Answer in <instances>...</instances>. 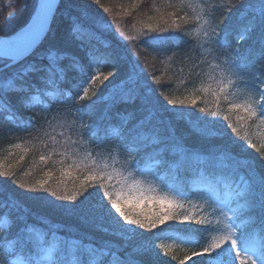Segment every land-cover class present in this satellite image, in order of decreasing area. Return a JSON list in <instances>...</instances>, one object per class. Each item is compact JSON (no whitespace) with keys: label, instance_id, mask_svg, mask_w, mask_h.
<instances>
[{"label":"trees","instance_id":"obj_1","mask_svg":"<svg viewBox=\"0 0 264 264\" xmlns=\"http://www.w3.org/2000/svg\"><path fill=\"white\" fill-rule=\"evenodd\" d=\"M204 1L206 15L210 17L213 25L232 29L229 40L233 49H238L241 54L250 53V58L256 60L260 52L262 32L259 19L256 20L255 31L249 34L247 39H242L240 42L236 39L243 26L251 19L253 8L244 7L241 12L245 19L238 20L241 13L227 8L230 0ZM231 2L239 4V0H231ZM37 3L38 0H0V35L10 36L23 28L32 18ZM247 3L256 5L258 9L259 0H247ZM82 10H86L91 20L96 22L93 31L97 34V40L93 41V44L100 53H110L116 61L99 68L104 74L110 71L117 74L115 77H110L109 81L101 83V77L92 83L84 99H80L79 96L82 91L81 82L86 80L88 74L93 73L98 66L89 63V48L81 47L69 35L70 13H79ZM9 12L15 15L10 23H6ZM255 15L258 17V10ZM149 17L152 19L150 20ZM196 23L186 0H99V3L96 0H72L71 4L68 0L61 1L50 31L41 45L24 59L22 64L8 68L3 77H0V87L8 82V78H13L16 88L21 87L26 81L39 86L38 90L5 94V104L10 100L11 109L7 106L0 108V171L7 169L10 172L9 177L0 176V223L7 224V227L2 229L5 235L0 237V246L20 235H24L30 241L33 250L36 249V245L62 244V256L53 260H62L64 264H92L94 259L100 260V264H119L116 258H123L125 253L131 251L130 243L129 247H122L125 241L119 234L108 229L107 231L98 229L83 212H68L61 207L70 202L60 201L52 197L50 192L32 193L28 189L41 182H45V187H55L61 176V171L58 169L50 175L49 170L53 168V163L48 158L42 162L40 159L42 155H49L50 152L57 150V147L72 149L74 145L82 142V136L94 150H102L112 145L120 132L121 137L146 115L140 110L139 99L115 105L100 99L108 93L111 87L110 81H118L134 69L136 72L143 69V74L139 77L140 82L144 87L152 89L153 102L164 118L161 127L165 129V134L170 125L171 129H174L176 140L198 157V159L182 161L171 149L165 152L163 157H157L156 159H163L164 163L159 164L164 166L168 173L165 178L166 186L177 183L175 168L179 162V177L183 183L187 187L199 188L193 185L192 179L196 178L200 171L207 169V149L214 144H227L235 161L239 162V170L231 177L230 182H234L233 186H235L243 178L252 183L256 197L255 206L247 193L243 197V202L248 203L249 209L239 216V222L242 225L252 222L254 226L247 231L249 239L254 244L260 242L264 230V210L259 204L261 190L259 180L264 176V139L256 132L253 121L241 122L229 114L228 103L223 97L212 98L205 102L203 98L196 96L203 87L208 66L232 52V49L222 52L214 43L209 44L208 49H204L194 34ZM148 24L159 28L166 27L167 31L149 33L145 27ZM121 32L124 33L123 36L120 35ZM152 35H175L180 39L177 43L170 42L163 48L153 51L151 46H141L146 37ZM129 36H135L136 39L129 40L127 39ZM105 43L110 47H105ZM49 54L57 58L54 65L65 71L62 75L53 77L52 82H42L43 74L32 73L30 67L48 63L46 57ZM73 56L79 58L83 72L70 59ZM22 67L29 68V74L25 80L15 79ZM256 67L259 68L260 64ZM47 87L55 89L54 100L46 94ZM36 97L39 98L38 106L49 110L60 109L69 101H74L78 107V114L86 120L85 124L80 128L79 125L75 126L71 122V125L60 127L55 125L54 119L50 120L49 124L43 123L37 118L35 110L27 104ZM21 99L24 101V106L19 103ZM169 99L176 100L177 105H169L167 103ZM182 99L186 101L183 105L179 104ZM191 99L196 100L195 105L187 102ZM172 108L183 109L188 115L181 118L169 111ZM201 108L206 111L200 112ZM213 112L216 115H211ZM10 115H15L16 119H7ZM126 116L129 119L124 123ZM225 116L229 119L225 120ZM198 117L216 121L214 128L223 135L209 137L198 134L194 131L196 127L194 121ZM28 118L32 119L34 126L25 129L20 125L22 122L26 123ZM155 122L156 120L153 119V123ZM230 123L236 125V131L228 127ZM88 126L96 131V140L103 141V145L94 142L93 137L87 134ZM235 161H229V164L232 165ZM153 163H156V160L146 159L142 167L147 168ZM185 169L188 174H185ZM205 174L208 172L206 171ZM20 184H24L25 187L20 188ZM68 187L70 191L71 182ZM89 191L95 189L90 188ZM80 199L83 197H78V201ZM168 223L174 222H166L154 231L159 233L160 227L166 228ZM174 224L181 228L186 226ZM166 235L168 234L161 233L162 237ZM205 235L208 239L209 234ZM194 238L198 236L194 234ZM158 241L156 240L155 243ZM85 245L95 248L107 247L110 254L103 258L97 254L90 255L83 250ZM185 245L192 248L202 246L191 243ZM111 253H115L116 258ZM0 255L4 257L3 252H0ZM182 255L183 253H180L178 257L173 258L172 263L175 264ZM146 256L155 261L149 253ZM12 259L16 258L12 257ZM53 260H51L52 264ZM48 262L49 260L42 261L44 264ZM155 264L164 263L155 261Z\"/></svg>","mask_w":264,"mask_h":264},{"label":"snow or ice","instance_id":"obj_2","mask_svg":"<svg viewBox=\"0 0 264 264\" xmlns=\"http://www.w3.org/2000/svg\"><path fill=\"white\" fill-rule=\"evenodd\" d=\"M96 2L99 3V0H96ZM68 3L71 4L72 0H68ZM244 7L253 8V14L236 39L238 42L242 39H247L248 35L255 31L256 20L259 19L262 32L260 52L257 59L252 60L250 53L241 54L238 49H233L229 40L232 34L230 27H214V36L210 37V41L222 52L232 49L231 55L234 60L230 68L234 75L244 77L245 73L251 70L248 79L244 80L243 83L258 98H253L243 105L233 103L229 111L235 108H242L247 117L238 116L237 120L243 121L257 117L259 109L260 123L264 124V78H262L264 77V63H261V61H264V0H259L258 9L256 5L248 4L247 0H239V4L230 0L227 5L228 9L241 13L237 18L238 20L245 19L241 12ZM54 8L59 11V5L55 4V0H38L32 22L21 33L17 34L15 40L3 41L5 44H10L11 47H6L3 52H0V77H3L4 72L8 68L14 67L16 63L22 64V58L45 36L46 30L50 31L47 27L48 19L53 14ZM82 8H86V6H82ZM257 10L258 17L255 15ZM14 15V13L9 12L6 23H10ZM149 19L151 20L152 17H149ZM70 20L69 35L81 47L87 46L89 48V63L98 66L94 73H89L87 79L81 82L80 86L82 87L83 95L80 96V99H84L88 95L89 89L85 85L89 80L95 83L96 80L102 77L101 83H103V81H109L110 77L117 75L111 71L107 74L99 71V66L115 63L116 61L110 53H100L99 49L93 44V41L97 40V34L93 31V26L96 22L91 20L86 10H82L79 13H70ZM110 27L111 25H109ZM145 27L149 33L167 31L166 27L159 28L151 24L145 25ZM120 35L123 36L124 33L121 32ZM127 39L135 40L136 37L129 36ZM179 39L180 37L175 35H152L147 36L141 46H151V50L157 51L170 42L177 43ZM104 46L110 47L107 43ZM46 59L48 63L32 66L30 71L32 73H42V82H52L53 77L62 75L65 70L54 65V61L57 59L55 56L49 54ZM70 59L83 72V66L79 64V58L73 56ZM257 64H260L259 68L256 67ZM28 74L29 68L22 67L16 74L15 79L25 80ZM142 74L143 69L139 72L134 69L124 78L115 82L110 81L111 87L108 93L100 98L104 101H110L112 105L139 99L140 110L146 113L132 129H129L126 134L120 137V149L135 157L133 160L126 161L127 167L134 169L136 173L148 172L149 168L142 167L144 161L152 159L156 160V163L162 164L164 163L163 159L156 158L163 157L164 153L170 149L182 161L198 159L194 153L189 152L176 140L174 129H171L170 125L167 129V134H165V129L161 127L164 124V118L153 102L151 87L146 88L140 82L139 77ZM221 77H223V72ZM231 84V79H229L228 85H225L223 79H221L218 83L219 92L226 93L227 87ZM38 88V85L27 81L21 87L16 88L13 84V78H8V82L0 87V108L7 106L11 109L10 100L5 104V94H19L28 90H38ZM225 99H227L226 94ZM187 102L195 105L196 100L191 99ZM19 103L24 106L23 99ZM167 103L173 106L177 105V101L173 99H169ZM185 103L186 101L183 99L179 101L181 105ZM80 111L83 112V110ZM169 111L181 118L188 115L183 109L179 108H172ZM199 111L203 113L206 110L201 108ZM211 115H216V113L213 112ZM7 119L14 120L16 116L10 115ZM153 119L156 120L155 123H153ZM224 119L228 120L229 117L225 116ZM194 123L196 125L194 131L202 136L223 135L215 130L216 121L198 117ZM20 126L27 129L34 126V124L32 119L28 118V121L26 123L22 122ZM228 127H231L233 131L237 130L235 124L230 123ZM88 129L87 134L93 137L94 142L103 145V141L96 140V131L91 126H88ZM40 159L43 162L46 157L42 155ZM229 161H235L229 146L225 143L214 144L207 149V169L199 172L202 177L205 176L206 171L208 172L210 178L207 179L206 183L199 188L187 187L179 177L180 165L177 162L175 168L177 183L167 185L169 191L159 194L154 188L144 187L139 180L134 179L132 171H129L127 175H123L115 168L109 171L107 163L98 164L95 160H91L89 156H85L84 158L73 160L68 169L61 168V176L55 187H45V182H41L29 187L28 191L32 193L38 191L50 192L52 197H56L60 201L70 202L61 205V207L68 212H83L86 218L90 219L102 231H107L103 227L104 221L111 220L117 228L120 237L125 241L122 247L126 248L129 247V243L131 244V251L125 253L123 258H116L115 253H111L114 258L118 259L119 264H155V261L148 258L146 254L151 253L152 256L161 259L159 252L156 251L158 248L167 255L171 245L164 243L157 245L155 243L156 240L162 238L172 239L181 244L202 245L199 250H193L186 254L180 264H184L185 260H192V264H237V261L239 264H264V230H262L260 242L258 244L252 243L247 230L239 222L240 205L237 204L236 207H233V203L238 198L244 197L246 193L251 198L253 206H255L256 197L252 190L253 184L245 182L243 187L240 185L233 186L234 182H230V179L239 170V162L235 161L230 165ZM60 163L63 165L64 161L61 160ZM71 170L76 172L87 170V175L81 179L79 176L72 175ZM185 174H188L187 169H185ZM9 175L10 172L7 169L0 171V176L9 177ZM113 179H115L119 188L111 184ZM106 181L108 182L107 184L105 183ZM69 182H71L72 186L70 191ZM259 184L261 189L259 204L261 209L264 210V176L260 177ZM19 187L24 188L25 185L20 184ZM90 188L95 189V191H89ZM196 196H199L200 199L213 207L214 214L223 216L224 223L222 228L212 226L210 221L197 216L196 212L193 211L197 205L192 202V198ZM78 197H83V199L78 201ZM105 200H107V203H105ZM186 202L190 205V209L188 211H180L184 209ZM144 204L156 205L157 207L140 211L139 209ZM125 205H132V207L126 209ZM170 221H178L179 225L186 226L181 228L174 223H168L166 228L160 227L159 233L154 231L158 226H163ZM192 223L202 225V227L192 228ZM216 224L219 225L220 221L217 220ZM215 232L219 234L212 235L210 240L206 238L205 234ZM146 233L151 235H145ZM161 233L168 235L162 237ZM194 234L198 238H194ZM83 250L90 255L97 254L101 258L110 254L107 247L95 248L91 245H85ZM0 252L4 253V257L0 258V264H41L42 261L53 260L54 257V248L38 246L33 250L30 241L24 235L7 241L3 246H0ZM12 257L16 258L15 261L12 260ZM193 257L201 259L197 261L193 260ZM53 264H64V262L62 260H53Z\"/></svg>","mask_w":264,"mask_h":264},{"label":"rangeland","instance_id":"obj_3","mask_svg":"<svg viewBox=\"0 0 264 264\" xmlns=\"http://www.w3.org/2000/svg\"><path fill=\"white\" fill-rule=\"evenodd\" d=\"M189 8L193 12V16L196 19L197 23L194 29V34L197 37V39L200 41L202 47L204 49L209 48V44L212 42L210 41V37L214 36L213 28L215 27L213 23L210 20V17L206 15V4L204 0H186ZM234 60V57L231 54H228L226 56H223L219 58L218 60L212 62L207 68V77L203 83V87L199 89L200 92L196 93V96L198 98H203L205 102H208L210 99H219V97H223L224 101L228 103V108H232V104H240L243 105L247 102H249L253 98H258L255 96V94L252 92L251 89L247 88L245 84L243 83L244 80L248 79V76L251 73H245L244 77H238L233 74V71L230 68V65L232 61ZM97 70V68L94 69L93 73ZM99 71L102 73V70L99 68ZM223 72V77H221V73ZM223 79V83L225 85H228L229 79L232 80V84L229 85L226 89V93H220L218 88L219 81ZM251 82V81H249ZM92 84V82L89 80L88 83L85 85L89 88V86ZM46 94L51 98L55 99L56 97V91L52 87H47L45 89ZM50 93V95H49ZM225 94L227 95V99H225ZM83 95V90L81 91L79 96ZM36 97L33 99L29 104L32 105V109L35 110V114L38 119H40L43 123L49 124L50 120H55V125H59L60 127H64L66 125H71V122L81 128L86 120L78 114V107L76 106V103L74 101H69L67 105L60 109H54L49 110L45 108L38 107L39 105V98ZM259 109H258V115L257 117H254L252 119H245L244 121H253L256 127V132L259 134L261 138L264 139V124L260 123V116H259ZM229 114L232 115L235 119H237L238 116H244L247 117V114L243 112L242 108H235L229 111ZM129 119L128 116L125 117L124 123L127 122ZM121 132L117 135V138L115 139V142L112 145H109L105 147L102 150H94L85 140L82 136V142H80L78 145H74L75 147L70 149L69 148H58L57 150H54L53 152H50L49 155H46L45 157L52 161L53 168L49 170V173L55 171L56 169L61 171V168L68 169L69 165H71L72 161L75 159L84 158L85 156H89L91 160H95L98 164L107 163L109 165V171H111L113 168L121 172L123 175H127L129 171H132L134 173L133 178L136 180H139L141 184L144 187H152L154 188L159 194H164L168 192V187L166 186V180L168 173L166 172V169L164 166L160 165L159 163H153V165H150L149 171L145 173H136L134 169H130L127 167L126 161L133 160V156H130L129 154L124 153L120 147V135ZM63 160L64 164L61 165L60 161ZM72 175L79 176L81 179L84 178V176L87 175V170H81L80 172H76L75 170H71ZM210 178L208 174H205V176L198 175L196 178H193L192 182L195 187H201L204 183H206L207 179ZM247 182L243 178H241L239 184L241 187H243L244 183ZM108 183L107 181L105 182ZM111 184L116 185V188H119V185L116 184L115 179L111 181ZM174 194V193H169ZM243 197L238 198L235 204V207L240 205V212L239 216L247 211L249 209V205L246 202H243ZM192 202L197 205L193 211L196 212L198 217H203L206 220L210 221L212 226L220 227L222 228L224 220L222 215L214 214L213 207H211L209 204H207L204 200L200 199L199 196L193 197ZM105 203H107V200H105ZM126 209H130L132 205H125ZM156 205H149L144 204L139 209L140 211H146L151 208H156ZM190 209V205L186 202L184 209H181L180 211H188ZM114 212V210H113ZM118 215V214H117ZM217 220L220 221V224L217 225ZM174 223H179L178 221H170ZM103 226L116 233H118L117 228L115 227L114 223L111 220H105ZM254 224L252 222L243 224V227L248 231L249 228H252ZM7 227V224L0 223V237H3L5 234L3 233V228ZM191 227H202V225H196L194 223L191 224ZM209 237L208 239H211L212 235L219 234L218 232L215 233H208ZM165 237V236H164ZM164 243L166 245H171L169 248L168 254L165 255L163 251L159 250L158 248L156 251L159 252L160 258L157 259L155 256H152L151 253H149L152 258L158 262L162 261L164 264H173L172 259L178 257L180 253H183V255L178 258L177 262L175 264H180V261L184 259L186 254H189L193 250H199L198 248H192L189 245L181 244L178 241L162 238L160 239L156 244ZM43 247L48 248L52 247L54 248V258L58 256H62V244H55V245H36L37 247ZM93 255V254H92ZM0 258H3L2 255H0ZM162 258H164L162 260ZM199 257H193V260L198 259ZM15 261V259H12ZM41 264H44L41 262ZM48 264H52V261L49 260ZM92 264H100V260L94 259L92 261ZM184 264H192V260H185ZM237 264L239 262L237 261Z\"/></svg>","mask_w":264,"mask_h":264},{"label":"water","instance_id":"obj_4","mask_svg":"<svg viewBox=\"0 0 264 264\" xmlns=\"http://www.w3.org/2000/svg\"><path fill=\"white\" fill-rule=\"evenodd\" d=\"M60 3H61V0H55V4L56 5H60ZM55 13H56V9L54 8L53 9V14L48 19V26H47L48 29H50V27H51L53 18L55 16ZM31 22H32V19L27 25H29ZM26 26L24 28H22L20 31H18L17 33H15L14 35H12V36H2V35H0V52H3L6 47H11L10 44H5V42H3V41H5V40H15L17 38V34L21 33V31L24 30L26 28ZM48 32H49V30H46L45 36L42 37L41 40L37 42V44L33 47V49L30 50L29 53H27L26 56L22 58V60H24L26 57H28L31 53H33L38 48V46L44 40V38L46 37ZM16 64H18V63H16Z\"/></svg>","mask_w":264,"mask_h":264}]
</instances>
